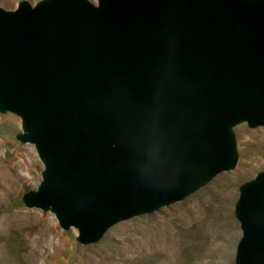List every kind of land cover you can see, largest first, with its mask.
Returning <instances> with one entry per match:
<instances>
[{"label":"water","instance_id":"water-1","mask_svg":"<svg viewBox=\"0 0 264 264\" xmlns=\"http://www.w3.org/2000/svg\"><path fill=\"white\" fill-rule=\"evenodd\" d=\"M0 112L44 164L25 204L84 244L178 202L264 126V0H22L0 6ZM236 264H264V170L236 203Z\"/></svg>","mask_w":264,"mask_h":264},{"label":"rangeland","instance_id":"rangeland-1","mask_svg":"<svg viewBox=\"0 0 264 264\" xmlns=\"http://www.w3.org/2000/svg\"><path fill=\"white\" fill-rule=\"evenodd\" d=\"M21 1L0 0V6L7 10H14ZM28 1L36 4L40 0ZM91 1L97 2V0ZM234 130L240 156L234 169L219 173L208 184L183 200L163 206L151 213L120 221L110 227L98 241L84 244L79 240L77 228L64 229L54 213L40 208H30L25 204L24 195L37 189L42 180L44 164L34 144L24 143L19 138V134L23 131L21 118L11 112H0V166L6 167L9 171L8 176L5 177H9L8 179L0 176V242L11 245L13 250L15 249L14 253L24 259L30 254L31 247L35 248L38 243L41 250L49 248L52 252L54 248H50L49 244L52 242L57 243V247L61 251L57 249L58 254L54 258L42 259L39 264H167L168 262V264H175L174 260L170 258L139 263V259L142 258L141 251H120V248L127 246L126 234L123 233L112 238L111 243L115 246V249L106 250L102 248L104 247L102 244L109 233L119 225L133 224L137 219L160 213L164 209L188 200L203 189L210 187L213 183L220 181V187L227 192L226 190L233 183L231 175L242 166L252 167L254 165L253 161L255 162V158L259 156L258 147L264 144V126L253 128L248 123H241ZM263 170L264 164L255 166L248 176L232 184L236 190V197L232 202V215L237 224L238 237L234 242L231 260L227 264H236L237 245L242 236L240 222L235 211L241 186L255 178ZM168 221L170 220L168 219ZM209 259L220 263L219 257L201 256L191 264H203L209 262Z\"/></svg>","mask_w":264,"mask_h":264},{"label":"bare ground","instance_id":"bare-ground-1","mask_svg":"<svg viewBox=\"0 0 264 264\" xmlns=\"http://www.w3.org/2000/svg\"><path fill=\"white\" fill-rule=\"evenodd\" d=\"M257 151L259 156L252 167L242 166L231 175L232 184L248 176L255 166L264 164V144ZM8 173L6 167L0 166L1 177L5 178ZM219 182L160 213L137 219L133 224L119 225L109 233L102 248L115 249L111 240L123 233L126 234L127 246L120 251H141L139 263L170 258L175 264H191L199 257L207 256L219 257L220 263L209 259L203 264H227L238 237L237 224L232 215L236 190L231 184L225 192ZM57 245L55 242L49 244L50 248H54L52 252L48 247L41 250L38 243L35 248L31 247L30 254L24 259L14 253L11 245L0 242V264H39L40 260H49L58 254Z\"/></svg>","mask_w":264,"mask_h":264}]
</instances>
